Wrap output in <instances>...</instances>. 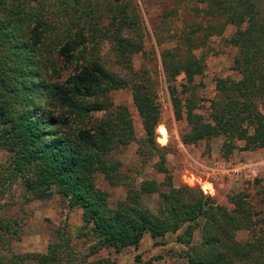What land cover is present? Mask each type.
<instances>
[{"label":"trees","instance_id":"1","mask_svg":"<svg viewBox=\"0 0 264 264\" xmlns=\"http://www.w3.org/2000/svg\"><path fill=\"white\" fill-rule=\"evenodd\" d=\"M67 1L0 0V151L6 154L2 179L19 181L30 200L53 191L69 208L80 209L100 248H136L144 233L153 239L176 233L175 241L185 247L186 264H264V235L252 233L243 201L233 199L227 210L199 189L173 186L161 155L153 166L164 175L163 191L155 181H143L136 189L125 185L123 199L114 208L108 206L94 176L119 185L115 155L134 139L126 109L113 106L108 94L129 89L143 131L139 156L153 154L159 109L146 72L130 71V56L140 45L122 35L124 11L118 10L117 19L113 15L100 34L110 39L127 77L106 71L94 48L85 49L79 31L72 32L71 22L59 19L66 14L61 12ZM263 1L197 0L201 7L194 12L206 25H194L193 32L177 36L173 47L161 51L172 114L186 126L179 135L183 145L219 138L223 159L235 150L264 152ZM227 26L234 31L224 42L235 49L232 70L239 78L215 80V97L204 119L194 111L193 80L203 63L193 52L208 37L221 36ZM158 133L162 143L165 131L158 127ZM149 195L157 198L153 209L144 203ZM4 228L0 219V231ZM196 228L199 241L193 244ZM238 231L250 233L249 238L236 241ZM60 256L58 246L49 245L45 253L0 257V264H59Z\"/></svg>","mask_w":264,"mask_h":264},{"label":"rangeland","instance_id":"2","mask_svg":"<svg viewBox=\"0 0 264 264\" xmlns=\"http://www.w3.org/2000/svg\"><path fill=\"white\" fill-rule=\"evenodd\" d=\"M67 2L66 10L61 12L66 14L59 19L70 21L72 32L79 31L84 39L85 49L93 47L102 67L121 77H127V71L117 65L110 39L102 37L100 32L113 15L117 19L118 10L124 11L120 24L122 35L140 45V50L130 56V71L146 72L158 104L159 121L154 129L153 154L139 156L138 141L143 138V131L130 91L124 88L108 94L113 106L126 109L134 137L115 155L122 177L119 185L106 182L100 174L94 176V185L105 194L108 206L114 208L123 199L125 185L136 189L143 181H155L163 191L164 175L157 173L153 166L158 161L157 156L161 155L166 176L173 186L184 185L201 192V186L209 185L210 194L205 196L227 210L232 208L233 199H241L250 213L252 233L264 235V152L261 149L235 150L223 159L219 154V138L183 145L179 135L186 130L185 123L174 120L172 114L160 53L173 47L177 36L193 32L194 25H206L194 12L201 7L197 0ZM233 31V27L227 26L221 36L208 37L206 45L193 52L203 63L202 73L193 80L194 111L204 119L209 113L210 101L215 97V80L239 78L232 70L235 49L224 42ZM158 127L165 131L162 143L158 140L161 138ZM5 160L6 154L0 151V219L6 223V229L0 231V257L45 253L49 245H57L61 253L59 264H186L185 247L175 241L176 233L156 239L144 233L136 248H100L89 227L84 225L80 209L69 208L66 200L53 191L44 199L30 200L25 197L19 181L8 183L3 180ZM156 200V195H149L144 203L153 209ZM249 235L246 231H238L235 239L244 242ZM198 241L199 229L196 228L191 243ZM23 264L34 263L27 260Z\"/></svg>","mask_w":264,"mask_h":264},{"label":"built area","instance_id":"3","mask_svg":"<svg viewBox=\"0 0 264 264\" xmlns=\"http://www.w3.org/2000/svg\"><path fill=\"white\" fill-rule=\"evenodd\" d=\"M209 186V185H208ZM203 187L201 186V192L203 193V195L205 196L206 194H210V186L209 187Z\"/></svg>","mask_w":264,"mask_h":264}]
</instances>
